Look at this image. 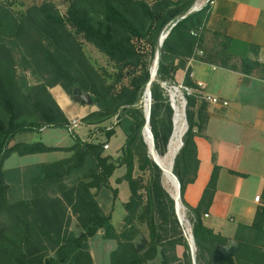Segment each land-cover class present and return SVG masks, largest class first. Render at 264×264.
Returning a JSON list of instances; mask_svg holds the SVG:
<instances>
[{
    "label": "trees",
    "instance_id": "1",
    "mask_svg": "<svg viewBox=\"0 0 264 264\" xmlns=\"http://www.w3.org/2000/svg\"><path fill=\"white\" fill-rule=\"evenodd\" d=\"M195 1L67 0L62 15L53 3L17 13L12 3L0 0V264H94L89 242L100 232L105 240L116 243L110 264H194L175 201L164 188L163 172L152 160L144 139V98L160 37L176 25L163 44L157 78L151 86L150 127L155 151L161 157L168 153L174 133V113L162 83L175 82L176 74L187 69L191 60L264 81L257 45L216 31L212 48L205 46L214 0L180 21ZM80 39L103 54L114 70L97 68ZM27 73L36 84L29 82ZM185 83L195 88L190 71ZM57 86L71 100L76 90L91 95L96 111L81 122L102 129L106 142L77 137L70 148L14 143L21 134L69 128L70 120L50 92ZM206 110V102L189 97L188 131L173 168L181 185V201L191 217L196 264H264V191L253 223L239 224L232 238L205 223L221 167L215 165L197 207L185 201L186 190L196 182L200 168L195 138L208 122ZM117 129L125 135V143L115 158L104 147ZM54 152L68 156L53 163L4 169L14 154L25 157ZM121 168L126 172L116 184L127 183L130 198L124 204V227L118 232L99 196L112 191L118 199L119 191L112 188L111 179ZM143 228L148 243L140 252L136 244Z\"/></svg>",
    "mask_w": 264,
    "mask_h": 264
},
{
    "label": "crops",
    "instance_id": "2",
    "mask_svg": "<svg viewBox=\"0 0 264 264\" xmlns=\"http://www.w3.org/2000/svg\"><path fill=\"white\" fill-rule=\"evenodd\" d=\"M216 31H224L233 39L260 47L259 61L264 64L262 0H214L205 30V38L209 36L205 41L208 49L213 46L208 40ZM188 71L195 87L202 83L205 95L219 98L228 106L207 103L204 113L208 122L195 138L200 168L196 182L186 190L185 201L189 206L197 207L215 165L221 167L218 190L205 223L217 233L232 238L239 224L253 223L262 205L256 198L262 197L264 191V81L191 60L187 69L176 74L175 82H185ZM50 92L70 121L83 119L96 111L91 107L77 110L59 86ZM199 108L200 105L196 111ZM119 156L120 152L113 157ZM230 171L244 177L232 175ZM125 172L121 168L111 179L112 188L119 191L118 199L124 183L118 185L116 180Z\"/></svg>",
    "mask_w": 264,
    "mask_h": 264
},
{
    "label": "rangeland",
    "instance_id": "3",
    "mask_svg": "<svg viewBox=\"0 0 264 264\" xmlns=\"http://www.w3.org/2000/svg\"><path fill=\"white\" fill-rule=\"evenodd\" d=\"M5 1L12 3L13 9L17 13L26 12L29 8L35 5L40 6L44 3H53L55 6H57V8L59 9L62 15H65L66 10H67V0H5ZM262 1L264 2V0ZM196 2L201 6V5H205L207 0H196L195 3ZM208 38L209 36L205 38V41ZM80 40L84 44V48H85L87 55L89 56V58L91 59V61L97 68L104 67L108 69L109 71L114 70L113 64L103 54L97 51L93 46L83 42L82 39ZM208 41H210L212 45L215 43V39L211 36ZM207 46L208 45H206V47ZM27 77L29 79V82L32 85L36 84L35 79L29 76V73H27ZM73 105L77 110L78 109L81 110L85 108L84 106H81L74 102H73ZM144 105H145V98H144ZM95 109L96 108H94V110ZM173 122H174V119H173ZM112 123L115 124L116 123L115 120L113 122L111 121L108 124L109 128H111V126L112 127L114 126L112 125ZM117 130H118L117 136L113 137L110 140V142H108L109 145H111L110 149L105 150L106 154H109L112 156H116L118 152L121 153V149L125 143V135L120 129H117ZM73 133L69 132L67 129L65 130V129H58V128H48L41 132H32L29 134L18 135L14 143L41 142L49 147L70 148L75 144V139L77 137L80 138L82 141H88V140L92 142H106L107 141L105 137V133L102 131V129L101 130L99 128H97V130L95 128L91 129L85 126L84 124L81 125L78 129L74 130ZM168 152H169V148H168ZM67 156H68L67 154L61 153V152H54V153L44 154V155L25 156V157H20L19 155L14 154L5 162L4 169L11 170V169H18V168H23V167L25 168L27 166H32L37 163L38 164L53 163V162L58 161L59 159H64ZM163 186L168 191V193L172 195L171 193L172 187L166 181L164 175H163ZM129 195H130V191H129L128 184L124 183L121 187V196L119 199L115 200L114 193L112 191H105L101 193V195L99 196V203L103 207L104 212L112 216V224L114 225L115 229L118 232H121L124 227V218L126 216V212L124 209V203L127 202ZM183 209H185L184 211L185 219H186V222L190 225V230H191V235H192V222H191V217L189 216L188 208H186L183 205ZM75 226L76 225L74 223L73 227ZM184 230H185V235L187 236V238H189L186 228H184ZM147 243H148V232L145 228H143L142 235L139 237L137 244H136L138 247V250L140 252H144L147 249ZM89 244H90L91 254L94 258V264H110L111 253L116 248L115 242L105 240L103 238V233L100 232L99 235H97L96 237L90 240Z\"/></svg>",
    "mask_w": 264,
    "mask_h": 264
},
{
    "label": "built area",
    "instance_id": "4",
    "mask_svg": "<svg viewBox=\"0 0 264 264\" xmlns=\"http://www.w3.org/2000/svg\"><path fill=\"white\" fill-rule=\"evenodd\" d=\"M211 0H207L205 5H199L197 2L193 6L198 12L201 11ZM192 8V9H193ZM202 55V52L199 53ZM162 87L164 89L165 96L170 104L173 113H174V128H175V119L179 117L183 123L184 135L188 131V122H187V108H188V99L189 97H197L201 101H204L209 104L214 105H223L228 106L227 102H222L219 98L207 96L203 93L204 85L199 83L197 87L192 88L188 86L185 82H170V83H162ZM83 123L81 119H74L70 121V126L67 129L69 132H74V130L78 129ZM45 130L42 129L41 131ZM183 135V137H184ZM183 142V141H182ZM105 150L110 149L109 145H105ZM256 201L263 204L260 197L256 198ZM208 217V216H206Z\"/></svg>",
    "mask_w": 264,
    "mask_h": 264
},
{
    "label": "water",
    "instance_id": "5",
    "mask_svg": "<svg viewBox=\"0 0 264 264\" xmlns=\"http://www.w3.org/2000/svg\"><path fill=\"white\" fill-rule=\"evenodd\" d=\"M197 12L198 11L196 9H194V8L191 9V11L187 15L182 17L180 19V21H183V20L187 19L188 17L192 16L193 14H195ZM174 26H176V25H174ZM171 29L168 32H166V33L163 32V34L160 37L158 51L156 53V58H155L153 67L151 69V81H150V83H149V85L147 87V90L145 92V95H148L149 104L145 103V105H144L145 113H146V119H147V124H146V127L144 129V139H145V143L148 145L150 156H151V150H155L154 137H153V133H152V130H151V127H150V116H151V106H152L151 86L156 81L158 70H159V65H160V59H161V55H162L163 44H164L165 40L168 38V36H169V34L171 32ZM72 101L74 103H77V104H79L81 106H84V107L94 108V102H93V99H92L91 95L83 93L80 90H76L74 92V94L72 96ZM146 133H148L149 139L151 140V146L147 142ZM151 147H152V149H151ZM182 147H183V142L181 144V147H180L179 151L181 150ZM179 151H178V153H179ZM175 159H176V157H175ZM175 159H174V161H175ZM153 161L162 170L163 175H164V171H163L162 167L157 163L156 160H153ZM173 168H174V162H173V167H172V175H173V179L175 180L176 185H177L178 199L174 198L171 194L170 195H171L172 199L175 201L176 214H177V217H178V220H179L180 224L183 226L182 221H181L180 216H179V213H178L179 200H181V185H180L177 177L173 174ZM101 233H103V232H101ZM187 240H188V242L190 244V247H191V253H192V257H193V262H194V264H196V260H195L196 249H195V243H194L193 235L191 236V239L187 238Z\"/></svg>",
    "mask_w": 264,
    "mask_h": 264
},
{
    "label": "bare ground",
    "instance_id": "6",
    "mask_svg": "<svg viewBox=\"0 0 264 264\" xmlns=\"http://www.w3.org/2000/svg\"><path fill=\"white\" fill-rule=\"evenodd\" d=\"M145 103L149 104L148 95H145ZM183 127L184 126H183L181 119L179 117H177L175 119V128H174V133L172 136V141H171L170 146H169V152L165 157H161L156 153L155 150H151L152 159L156 160L157 163L162 167V169L164 171V177H165L166 181L169 183V185L172 187V192H171L172 196L176 199H178V189H177L176 182L173 179L172 167H173L174 159L177 156L178 151H179L181 144H182V139H183V135H184ZM146 139H147V142L151 146V140L149 139L148 133H146ZM151 149H152V147H151ZM184 211H185V209H183L182 202H181V200H179L178 213H179V216H180V219L182 221L184 228H186V230L188 232L189 239H191L192 235H191L190 225L186 222Z\"/></svg>",
    "mask_w": 264,
    "mask_h": 264
}]
</instances>
